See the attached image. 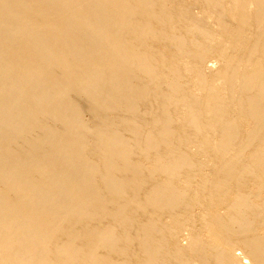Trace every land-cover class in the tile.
I'll use <instances>...</instances> for the list:
<instances>
[{
	"label": "bare ground",
	"instance_id": "bare-ground-1",
	"mask_svg": "<svg viewBox=\"0 0 264 264\" xmlns=\"http://www.w3.org/2000/svg\"><path fill=\"white\" fill-rule=\"evenodd\" d=\"M0 264H264V0H0Z\"/></svg>",
	"mask_w": 264,
	"mask_h": 264
}]
</instances>
